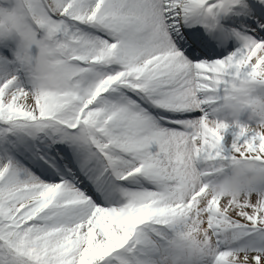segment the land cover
Returning a JSON list of instances; mask_svg holds the SVG:
<instances>
[{
	"label": "snow or ice",
	"instance_id": "obj_1",
	"mask_svg": "<svg viewBox=\"0 0 264 264\" xmlns=\"http://www.w3.org/2000/svg\"><path fill=\"white\" fill-rule=\"evenodd\" d=\"M241 82L264 0H0V264H264V206L208 191L264 169Z\"/></svg>",
	"mask_w": 264,
	"mask_h": 264
},
{
	"label": "clouds",
	"instance_id": "obj_2",
	"mask_svg": "<svg viewBox=\"0 0 264 264\" xmlns=\"http://www.w3.org/2000/svg\"><path fill=\"white\" fill-rule=\"evenodd\" d=\"M221 111L224 116L222 123L229 126L231 123H239V117L245 115L249 121H256L264 117V101L254 100L250 86L241 82L229 93ZM211 123L215 124L216 121ZM248 130L264 134V121L255 127L250 126ZM208 191L233 201L251 202L254 198L257 205L264 206V169L249 162L235 163L209 184Z\"/></svg>",
	"mask_w": 264,
	"mask_h": 264
},
{
	"label": "rangeland",
	"instance_id": "obj_3",
	"mask_svg": "<svg viewBox=\"0 0 264 264\" xmlns=\"http://www.w3.org/2000/svg\"><path fill=\"white\" fill-rule=\"evenodd\" d=\"M243 119H245V120H246V119H247V116L243 117Z\"/></svg>",
	"mask_w": 264,
	"mask_h": 264
}]
</instances>
